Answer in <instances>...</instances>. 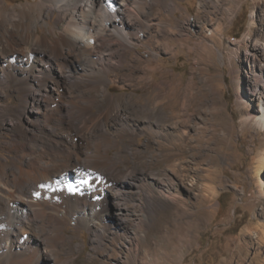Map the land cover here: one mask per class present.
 <instances>
[{"label":"bare ground","instance_id":"bare-ground-1","mask_svg":"<svg viewBox=\"0 0 264 264\" xmlns=\"http://www.w3.org/2000/svg\"><path fill=\"white\" fill-rule=\"evenodd\" d=\"M149 1L36 0L8 11L0 0V84L15 90L21 99L19 107L0 106V126L16 119L6 125L11 137L0 140V151L10 154L8 158L0 155V217L7 211L11 219L19 221L9 236L0 237V264H73L81 250L65 232L72 220L78 232L90 233L95 248L103 247L109 234L114 244L126 241V260L132 264L139 251L150 256L146 264L181 259L179 246L188 235H176L165 225L170 223L172 206L182 202L177 188L190 175L183 173L187 171L184 157H167L160 151L164 169L139 172L127 164L117 166L122 158L119 151L110 155L118 146L117 139L131 140L142 133L161 145L171 140L181 144L185 136L181 127L195 107V98L189 97L193 79L172 81L167 87L166 82L156 84L153 92L137 98L111 93V85L121 83L120 67L123 76H130L135 86L144 89L149 87L148 77L153 79L156 72L146 58L154 54L151 39L143 44L149 48L145 60L140 53L130 52L139 47L136 37L150 31L145 6L152 11V6L159 5L172 16L181 12V0ZM263 4L264 0H257L252 6L247 32L237 47L248 52L256 77L264 74V31L254 37L251 34L255 7ZM240 8L228 9L227 18ZM159 26L155 37L168 42V31ZM215 31L222 32V25ZM259 77L257 86L264 84ZM133 99L138 102L134 110L130 106ZM23 118L32 127L31 135L21 125ZM113 118L118 123L110 125ZM170 118L178 128L168 123ZM247 119L264 127V112ZM73 135L80 143H72ZM80 166L87 172L75 170ZM90 170L99 172L102 181L82 183L92 175ZM256 170L257 186L264 195V156ZM104 174L116 182L113 191L104 186ZM42 186L56 189L40 190ZM103 188H108L107 196ZM195 188L193 184L190 191ZM42 191H48L58 203L44 201ZM131 232L133 236H129ZM248 244L259 246L249 264H262L264 225ZM242 246H246L244 241L237 248ZM229 255L231 259L223 264L232 263L235 253Z\"/></svg>","mask_w":264,"mask_h":264},{"label":"rangeland","instance_id":"rangeland-1","mask_svg":"<svg viewBox=\"0 0 264 264\" xmlns=\"http://www.w3.org/2000/svg\"><path fill=\"white\" fill-rule=\"evenodd\" d=\"M1 1L5 9L11 11L36 0ZM203 2L181 0L178 4L182 13L177 12L173 16L160 9L159 5L152 6V11L146 5L144 12L149 13L146 22L150 24V31L136 37L135 43L139 47L130 48V52L133 55L140 53L141 60H150L148 64L154 66L156 71L153 79L148 77L147 89L137 87L134 79L133 81L130 76L122 75L123 67H120L121 83L111 85L112 95H133L137 98V95L153 92L156 84L166 82L167 87L172 81L185 82L193 79L194 85L189 89V97L195 98V107L187 113L186 123L181 127L185 131L183 142L176 144V141L171 140L161 145L158 140L142 133L131 140L128 137L117 139L118 146L110 150V155L119 151L122 158L117 166L122 168L127 164L139 172L162 171L164 164L160 158L161 152L167 157L178 154L184 157V164L188 166L186 165L187 171L183 173L190 175L177 188L182 202L172 206L171 220L165 225V229L176 235L184 232L188 236L179 246L182 262L179 259L169 264H223L225 259H231V253H235L231 264H249L259 246H250L248 243H253L256 233L261 234V227L264 225V195L257 186L256 170L258 160L264 156V127H260L255 120L247 119V116H259L264 112V84L257 86L255 82L259 76L264 80V74L258 73L259 76L256 77L253 74L254 66H250L252 63L248 52L243 47H237L247 32L251 9L257 0ZM149 3L148 0L147 4ZM240 5L241 8L234 17L227 18V10L235 6L239 8ZM254 11L256 22L252 37L256 32L264 31V4L257 5ZM158 25L168 31V42L155 37ZM218 25H222L220 33L215 31ZM149 39L154 54L145 58L149 48L143 44ZM145 63L147 62L140 63V67ZM190 98L187 102H190ZM20 102L15 90L12 92L11 88L0 84V106L16 108ZM137 104L136 100H131L132 110L137 108ZM13 119L10 118L0 126V140L11 137L7 126L16 122L14 117ZM23 119L21 125L31 135L33 131L30 132L29 129L32 127L28 120ZM116 122L113 118L110 125ZM168 123L179 127L174 118H170ZM107 131L110 132V128ZM72 143L78 144L80 139L73 135ZM89 152L90 150L87 153ZM125 154L126 158L123 156ZM0 155L4 158L10 156L4 151H0ZM80 167L75 170L87 172L84 166ZM88 172L92 175L87 181H102L99 172ZM106 177L105 175L103 179L104 186L113 191L116 182L109 181ZM193 184H196V188L191 192ZM108 188H103L106 189V196ZM43 189L54 190L56 187L42 186L40 190ZM40 196L44 201L58 203L48 191H42ZM36 197L37 200L41 198L38 191ZM71 202L68 201V204ZM17 222L19 221L11 219L6 211L0 217V237L9 236ZM196 222L198 226L194 225ZM75 224L72 220L65 229L67 235L73 236L74 245L81 250L73 264H132L126 260V241L120 239L114 244L109 234L104 246L95 248L96 243L93 245L90 233L86 230L78 232ZM129 236H133L132 232ZM27 237L28 235L25 239ZM25 239L21 238L22 241ZM243 241L246 246L237 248ZM152 248L155 249L156 245L153 244ZM237 249L239 253L236 252ZM137 254L135 264H146L150 258L143 255L142 251ZM90 259L93 260L89 261Z\"/></svg>","mask_w":264,"mask_h":264},{"label":"snow or ice","instance_id":"snow-or-ice-1","mask_svg":"<svg viewBox=\"0 0 264 264\" xmlns=\"http://www.w3.org/2000/svg\"><path fill=\"white\" fill-rule=\"evenodd\" d=\"M82 183H84V184H87V183H88V181H87V180H83V181H82Z\"/></svg>","mask_w":264,"mask_h":264}]
</instances>
